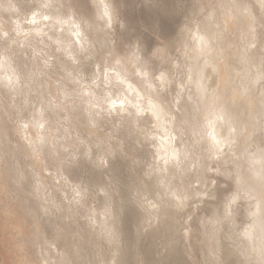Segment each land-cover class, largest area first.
Here are the masks:
<instances>
[{"label": "rangeland", "instance_id": "374dc122", "mask_svg": "<svg viewBox=\"0 0 264 264\" xmlns=\"http://www.w3.org/2000/svg\"><path fill=\"white\" fill-rule=\"evenodd\" d=\"M231 1L104 0L111 5L109 27L102 17L101 0H0V264H264V231L256 227L248 244L243 236L256 219L251 211L258 195L248 189L250 185L257 191L262 187L261 171L243 158L244 168L236 171L238 159L232 163L226 149L217 153L208 150L199 132H192L206 122L195 90L194 32L203 25L206 29L217 27L216 36L220 32L223 37L214 41L219 45L213 47V52L219 50L218 59L232 51L230 46L242 44L240 29L223 23L229 12L226 2ZM261 13L259 10L258 26L253 28L258 31L257 39L264 41ZM260 44H251V49H257L252 50L256 56L251 58L257 64L262 61L263 70ZM234 56L227 66L236 76L242 67ZM199 57V62L205 61L201 54ZM101 66L109 73L108 80L101 71L93 75ZM119 68L140 84V89L145 87L141 90L145 94H156L162 100L168 107L167 118L159 122L150 112L138 118L131 107L128 112H108V97L123 99L128 93L126 98L133 100L132 104L140 99L139 104L148 107L150 95L144 98L132 93L117 77ZM162 74L166 85L157 88ZM248 74L237 79L238 89L249 84L253 71ZM4 75L11 77L5 79L11 87ZM207 81L210 90L206 88L205 94L209 97L214 91L212 81ZM149 82L154 88H149ZM248 109L242 111L245 118L254 112V107ZM25 136L33 140L32 145ZM170 137H174L176 148L191 156L183 155L179 164L170 162L166 173L157 153ZM84 152H92L91 159ZM101 156L108 160L107 166L95 163ZM240 174L244 180L238 186L235 177ZM177 191L191 197L189 206L179 213L170 206L171 193ZM237 192L231 218L225 220V205ZM259 241L256 251L252 244Z\"/></svg>", "mask_w": 264, "mask_h": 264}, {"label": "bare ground", "instance_id": "6f19581e", "mask_svg": "<svg viewBox=\"0 0 264 264\" xmlns=\"http://www.w3.org/2000/svg\"><path fill=\"white\" fill-rule=\"evenodd\" d=\"M221 1V0H220ZM226 1V0H225ZM221 3V2H220ZM222 3L224 4V2H223V0H222ZM227 4V7H229V8H226V10H229V12H228V16H226L227 18V20H225L224 19V17H223V15H224V13L225 12H223V15H222V17H221V20L222 19H224V21H223V23L225 24L226 22H229V24L232 26H234V28L233 29H236V30H238L237 29V27L240 29V30H238V31H240L239 33H241V41H242V44H241V42H240V45L239 44H237L236 45V43H235V46H234V48L232 49V47L233 46H230V48H229V46L227 47V48H229L230 50H232L231 52H229V54H225L224 56H223V59H221V58H217V57H219V56H217V55H219L218 54V52H219V50L217 51V49H216V53H217V55H216V53L215 52H213V47H214V44H216V43H214V41H220V40H222L221 38H223V37H221V34L222 33H220V32H218L220 35H218V36H216L217 35V27L215 26V28L216 29H214V28H212V27H214V25L211 27V28H203V26H202V29H201V27H199L200 29L198 30V29H196L197 30V32H194L195 33V38H194V42H195V44L194 45H192L193 47L192 48H194V46H195V50H194V54L192 55V58H193V62L195 63V66H193V67H195L194 69H196V74H197V78L196 79H198V82H197V85H196V87L195 88H197V89H195V90H198L197 92H199V96H197V97H199V102L200 103H202L201 104V107H199V108H202V112L205 114H203L202 112H200L201 111V109H197L199 112L198 113H202L203 114V119H205V121L206 122H202V123H205V124H203V125H201V127H196V128H193V129H195V130H193L192 129V132H194V131H197V133L199 132V134H198V137L199 138H201V139H203L202 141H205V144H206V146H207V148H208V150H211L212 151V149H213V151L215 152V153H217V151L219 150V149H223V150H225V151H227V154H228V156H230V159L232 160V163L236 160V159H238L237 161H235L234 163L236 164V166H238V168H236L237 170L236 171H241L243 168H244V161H242L241 159L243 158V159H245V161H247V163L249 164V165H253V166H255L256 168H257V171H261V169H262V167H264V162H262V155H264V83L261 85L260 83H261V81L264 79V72H263V70H262V68H261V66H260V64H262L261 62L262 61H260V63L259 64H257V62H254L253 61V58H251L252 56H253V49H255V48H253V49H251L252 47H251V44L252 43H258V44H262V50L264 51V41H261L260 39L258 40L257 39V37H258V35H257V32L258 31H256V29L254 30V25H255V22L257 23V21H258V17H257V14H258V12H259V10H261V14H262V16H263V14H264V0H254V3H252V0H251V2L250 1H243V0H232L231 2H230V4H228V2H226ZM217 5H220V4H217ZM225 5V6H226ZM229 5V6H228ZM222 7L221 8H223V6L224 5H221ZM216 7V6H215ZM218 7H220V6H218ZM217 9V8H216ZM212 10V9H211ZM210 10V11H211ZM214 10V9H213ZM212 10V11H213ZM221 10V9H220ZM219 10V12H221V14H222V11H220ZM222 10H224V8L222 9ZM211 11V12H212ZM216 11H218V9L216 10ZM211 14H213V13H211ZM216 15H217V13H216ZM209 16V15H208ZM220 16V15H219ZM258 16H259V14H258ZM207 17V16H206ZM211 18V17H210ZM209 18V19H210ZM262 18V17H261ZM220 19V18H219ZM218 19V20H219ZM260 19V18H259ZM208 20V19H207ZM206 20V21H207ZM212 20V19H211ZM210 20V21H211ZM205 21V22H206ZM213 21H214V19H213ZM212 21V22H213ZM217 21V20H216ZM220 22V21H219ZM259 22H261V21H259ZM204 23V22H203ZM208 22H206V24H207ZM223 23L221 24V27H222V25H223ZM264 23V22H263ZM210 25L212 24V23H209ZM236 24H237V26H236ZM261 24V23H260ZM208 25V24H207ZM228 25V24H227ZM239 25V26H238ZM209 26V25H208ZM225 26L226 25H224V28H225ZM232 26V27H233ZM235 26H236V28H235ZM255 26H258L257 24L255 25ZM210 27V26H209ZM227 27H229V26H227ZM260 27V26H259ZM262 27V26H261ZM197 28V27H196ZM34 29V28H33ZM194 29V28H193ZM223 29V28H222ZM227 29H230V28H227ZM232 29V28H231ZM259 29V28H258ZM257 29V30H258ZM17 30V29H16ZM235 30V31H236ZM186 31V30H185ZM189 31V30H188ZM223 31H224V29H223ZM226 31V30H225ZM231 31V30H230ZM20 32V31H19ZM35 32H37V30L35 31ZM57 32V31H56ZM29 33V32H28ZM62 32H60L59 34H61ZM187 33H189V32H187ZM190 33H192V32H190ZM229 33V32H228ZM234 33V32H233ZM238 32H237V34H239ZM34 34V33H33ZM55 34V33H54ZM53 34V35H54ZM58 34V33H57ZM230 34V33H229ZM236 34V35H237ZM224 35V34H223ZM234 35V34H233ZM261 35V34H260ZM26 36H29L28 34H26ZM60 36V35H59ZM64 36V35H63ZM63 36H62V38H63ZM72 36V35H71ZM181 36H183V34L181 35ZM220 36V37H219ZM227 36V35H226ZM239 36V35H238ZM54 37V36H53ZM191 37V36H190ZM219 38V39H216L215 40V38ZM235 37V36H234ZM260 37H262V36H260ZM22 38V37H21ZM59 38V37H58ZM67 38H68V36H67ZM66 38V39H67ZM182 38H185V37H182ZM187 38V37H186ZM229 38V37H228ZM238 38V37H237ZM19 39V38H18ZM191 39H193L192 37L189 39L190 41H192ZM232 39V38H231ZM56 40V39H55ZM63 40V39H62ZM68 40H70V38L68 39ZM182 39H180V41H181ZM186 40V39H185ZM230 40V39H229ZM235 40V39H234ZM61 41V40H60ZM65 42L67 41V40H64ZM80 41V40H79ZM227 41V40H226ZM55 42H59L58 40L57 41H55ZM72 42V41H71ZM76 42V41H75ZM182 42V41H181ZM229 42V41H228ZM228 42H226V43H228ZM59 43H61V42H59ZM180 43V42H179ZM186 43V42H185ZM191 43V42H190ZM218 43V42H217ZM56 44H58V43H56ZM67 44H69V42L67 43ZM72 44V43H71ZM77 44V43H76ZM260 44V45H261ZM70 45V44H69ZM77 45H79V43L77 44ZM181 45V44H180ZM188 45V44H187ZM217 45L218 44H216V47H217ZM227 45H229V44H226V46ZM239 45V46H238ZM255 45V47H256V44H254ZM66 46V45H65ZM71 46V45H70ZM186 46V45H185ZM219 46V45H218ZM222 46V45H221ZM223 46H224V44H223ZM225 46V47H226ZM237 46V49L235 50V47ZM78 47V46H77ZM181 47V46H180ZM182 47H183V45H182ZM182 47H181V50H182ZM187 47H189V46H187ZM70 48H72V47H70ZM76 48V47H75ZM220 48V47H219ZM257 48V47H256ZM64 49H66L65 47H64ZM69 49V48H68ZM226 49V48H225ZM70 50V49H69ZM73 50V49H72ZM185 50V49H184ZM190 50V49H189ZM255 50H257V49H255ZM71 51V50H70ZM74 51V50H73ZM190 51H192V50H190ZM190 51H188V52H190ZM221 51V50H220ZM65 52V51H64ZM184 52V51H183ZM182 52V53H183ZM186 53H187V51H185ZM71 53H72V51H71ZM215 53V54H214ZM222 53V52H221ZM257 53V52H256ZM263 53V52H262ZM262 53H260V54H262ZM73 54V53H72ZM189 54V53H188ZM201 54V57L203 56V58L202 59H205V61L203 62V61H200V62H203L202 64L199 62V55ZM5 55V54H4ZM68 55H70V54H68ZM185 55H187V54H185ZM185 55H184V57H185ZM234 56L235 58H236V60H237V62H238V65H240L242 68H240V75H237L236 74V76H234L233 75V73L232 72H230V69L228 68V66H227V64H229L228 63V60H229V58H230V56ZM258 55V54H257ZM264 55V54H263ZM3 56V55H2ZM183 56V55H182ZM199 58H198V57ZM254 56H256V55H254ZM253 56V57H254ZM262 56V55H261ZM260 56V57H261ZM189 57H191V56H189ZM221 57V56H220ZM259 57V58H260ZM264 57V56H263ZM5 58V57H4ZM188 58V57H187ZM191 58V59H192ZM256 58H258V56L256 57ZM74 59V58H73ZM189 59V58H188ZM199 59V60H198ZM231 59V58H230ZM233 59V58H232ZM197 60H198V62H197ZM257 60V59H256ZM263 60V59H262ZM189 61V60H188ZM259 61V60H258ZM233 62V61H232ZM6 63V62H5ZM196 64H197V67H196ZM233 64V63H232ZM6 65V64H5ZM237 65V64H236ZM252 65H254V70H252V68H253V66ZM233 66V65H232ZM4 67V66H3ZM125 67V66H124ZM239 67V66H238ZM5 68V67H4ZM7 68V67H6ZM233 68V67H232ZM10 69V68H9ZM127 70V72H128V69H126ZM233 70V69H232ZM239 70V69H238ZM7 71H8V69H7ZM113 71V70H112ZM117 71V77L119 78V79H121L123 82H124V84H126L128 87H129V90L130 91H134V92H132V93H136L139 97H144L145 98V96H143V95H150V96H148V107H149V101H151L152 102V104H154V105H156L157 106V108L159 109V112H158V115H159V119H157L156 118V116H153L152 114H151V112L149 113V114H151L154 118H156L159 122L161 121V120H163L166 116H168V115H166L167 114V110L166 109H168V107L166 108V106H164L163 104H162V100H160V99H158V97H157V95L156 94H154V92L155 91H153V94L154 95H152L151 93H149L148 92V94H145L143 91V89L145 88V87H143V89H140V84H136V83H134V81H132V79H130L129 78V76L126 74V73H123V70H121L120 68L119 69H117L116 70ZM125 71V70H124ZM234 71H236V70H234ZM233 71V72H234ZM251 71V73H252V71H253V77L251 78V81L249 82V84L248 85H246V84H244L243 85V87L242 86H240V88H243V90H240V89H238V85H237V83L238 82H240V81H238L237 82V79H243V78H247V74H248V72H250ZM6 72V71H5ZM12 72V71H11ZM243 72V73H242ZM245 72V73H244ZM131 73V72H130ZM236 73V72H235ZM239 73V72H238ZM247 73V74H246ZM6 74V73H5ZM14 74V73H13ZM109 74V73H108ZM111 74V73H110ZM164 74V73H163ZM249 75V74H248ZM1 76V75H0ZM14 76V75H13ZM17 76V75H16ZM15 76V77H16ZM111 76V75H110ZM115 76V75H114ZM113 76V77H114ZM164 76H165V74H164ZM163 76V77H164ZM167 76V75H166ZM169 76V75H168ZM246 76V77H245ZM3 77V79L5 80V79H8L9 77H8V75H4V76H2ZM116 77V78H117ZM11 78V77H10ZM17 78H18V76H17ZM169 77H167V79H168ZM194 78V79H195ZM13 80H14V78H12ZM16 79V78H15ZM146 80H147V78H145ZM195 79V80H196ZM210 79V81H212V83L210 84V86H212V90L214 91L213 93L211 92L209 95V97H207L206 96V94H205V90H207V89H209V88H207V85H209V82L207 81V80H209ZM240 79V80H241ZM9 80V79H8ZM8 80H5L6 82V84H7V81ZM11 80V79H10ZM9 80V81H10ZM146 80H144V81H146ZM165 80V79H164ZM246 80V79H245ZM244 80V81H245ZM16 80H14V82H15ZM137 81V80H136ZM149 81V80H148ZM169 81V80H168ZM247 81H249V80H246V82ZM264 81V80H263ZM138 82V81H137ZM142 82V81H141ZM152 82V81H151ZM167 82V81H166ZM208 82V83H207ZM9 83V82H8ZM13 83V82H12ZM109 83V82H108ZM143 83V82H142ZM141 83V84H142ZM147 84H148V82H146ZM150 83V82H149ZM245 83V82H244ZM5 84V86L7 87V85H10L11 84V82H10V84H7L6 85ZM121 84H123V83H121ZM153 84V83H152ZM207 84V85H206ZM239 84H242V83H239ZM4 85V84H3ZM143 86H144V83L142 84ZM146 85V84H145ZM154 85V84H153ZM166 85V84H165ZM214 85H215V87H214ZM245 85H246V87H247V89L245 88ZM12 85H10L9 87H11ZM123 87V86H122ZM142 87V86H141ZM153 87V86H152ZM151 87V88H152ZM147 88H148V86H147ZM154 88V87H153ZM207 88V89H206ZM257 88H259L258 90V93L256 94L255 93V90L257 89ZM13 89V88H12ZM124 89V88H123ZM11 90V89H10ZM88 90V89H87ZM128 90V91H129ZM141 90H143V91H141ZM151 90V89H150ZM155 90V89H154ZM194 90V91H195ZM210 90V89H209ZM90 90H88V93L90 94V92H92V91H90ZM122 91H124V90H122ZM126 91V90H125ZM148 91V90H147ZM147 91H146V93H147ZM244 91H246V93L245 94H243V92ZM142 92H143V94H142ZM210 92V91H209ZM257 92V91H256ZM125 93H128V92H125ZM125 93H124V96H125ZM132 93L130 94V95H132ZM207 93V92H206ZM92 95V93L90 94V96ZM122 95V94H121ZM128 95H129V93H128ZM128 95L126 96V97H128ZM84 96H86V95H84ZM88 96V95H87ZM93 96V95H92ZM123 96V95H122ZM117 97V96H116ZM133 97V96H132ZM85 98V97H84ZM91 98V97H90ZM108 98H110V97H108ZM125 98V97H124ZM134 98V97H133ZM86 99V98H85ZM89 99V98H88ZM114 99V98H113ZM132 99V98H131ZM135 99V98H134ZM142 100H144V99H142ZM74 101V100H73ZM90 102H91V100H89ZM107 101H108V99H107ZM133 101V100H132ZM131 101V102H132ZM139 102H141V100L139 99ZM138 102V103H139ZM144 101H142V103H143ZM95 103V102H94ZM134 103H135V100H134ZM87 104V103H86ZM92 104V103H91ZM146 104V103H145ZM238 104L240 105V107L238 108ZM143 105V104H142ZM87 106V105H86ZM144 106V105H143ZM142 106V107H143ZM147 106V105H146ZM50 107V106H49ZM90 107V106H89ZM91 107H93V106H91ZM90 107V108H91ZM147 107V108H148ZM198 107H196V108H198ZM247 107V109L248 108H250V107H254V112L253 113H250V111L247 113V114H249V116H247V118H245L244 117V114H243V109L244 108H246ZM166 108V109H165ZM88 109V108H87ZM131 109V108H130ZM134 109V108H133ZM89 110V109H88ZM132 110V109H131ZM135 110V109H134ZM249 110V109H248ZM247 110V111H248ZM251 110V109H250ZM130 111V110H129ZM170 111V110H169ZM191 111V110H190ZM192 112V111H191ZM87 113V112H86ZM131 113H132V111H131ZM131 113H128V114H130L131 115ZM170 113H172L171 111H170ZM198 113L196 114V115H198ZM135 114V113H134ZM146 114H148V113H146ZM169 114V113H168ZM173 114V113H172ZM38 115V114H37ZM151 115H149V116H151ZM174 115V114H173ZM219 115H223L224 116V119L223 120H218L217 119V116H219ZM170 116H172V115H170ZM246 116V115H245ZM39 117V116H38ZM123 117H125V116H123ZM133 117L134 116H132V119H133ZM174 117H175V115H174ZM202 117V116H201ZM135 118V117H134ZM167 118V117H166ZM173 118V117H172ZM193 118H195V117H193ZM198 118V117H197ZM196 118V119H197ZM38 119H42V118H38ZM37 119V120H38ZM137 119V118H136ZM153 119V118H152ZM171 119V118H170ZM196 119H194L195 121H196ZM174 120V119H173ZM155 121V120H154ZM167 121V120H166ZM170 121V120H169ZM187 121V120H186ZM193 121V120H192ZM209 121H212L213 122V124H212V126H209ZM262 121V122H261ZM45 122V121H44ZM163 122V121H162ZM173 122V121H172ZM39 123V122H38ZM42 123V122H41ZM134 123H136V122H134ZM164 123H166V125H167V122H164ZM176 123V122H175ZM174 123V125H176ZM179 123V122H178ZM177 123V124H178ZM193 123V122H192ZM40 124V123H39ZM43 124V123H42ZM50 124V123H49ZM155 125L157 124V123H154ZM45 125H47V124H45ZM160 125V124H159ZM164 125V124H163ZM162 125V128H164V126ZM169 125H170V123H169ZM169 125H167V126H169ZM173 125V124H172ZM171 125V126H172ZM173 125V126H174ZM179 125H180V123H179ZM185 125V124H184ZM36 126V125H35ZM44 126V125H43ZM157 126V125H156ZM191 127L190 128H192V124L190 125ZM32 127V126H31ZM176 126H174V128H175ZM179 127V126H178ZM189 127V126H188ZM193 127H194V125H193ZM44 128V127H43ZM159 128H161L160 126H159ZM173 128V127H172ZM19 129V128H18ZM17 129V130H18ZM42 129V128H41ZM47 129H49L48 128V126H47ZM51 129V128H50ZM166 129V128H165ZM170 129V128H169ZM169 129H167V130H169ZM177 129V128H176ZM179 129H180V127H179ZM181 129H182V127H181ZM180 129V130H181ZM22 130V129H21ZM35 130V129H34ZM42 130H44V129H42ZM175 130V129H174ZM179 130V131H180ZM186 130H188L187 128H186ZM191 130V129H190ZM38 131H40V130H38ZM162 131H164V130H162ZM171 131V130H170ZM169 131V132H170ZM212 131H214V134H215V136H216V138L218 139V140H220L221 141V143L217 146V145H213V143H212V141L210 140V138H209V136H208V133L209 132H212ZM37 132V131H36ZM49 132H50V130H49ZM52 132V131H51ZM50 132V133H51ZM190 132V131H189ZM15 133H17V131L15 132ZM21 133H24V131L23 132H21ZM162 133H164V132H162ZM167 133V132H166ZM166 133H165V136H166ZM171 133V132H170ZM173 133V132H172ZM196 133V132H195ZM195 133L193 134V136L195 135ZM29 134V133H28ZM32 134H33V132H32ZM46 134V133H45ZM151 134V133H150ZM160 134V133H159ZM158 134V135H159ZM21 135V134H20ZM42 135H43V133H42ZM52 135V134H51ZM155 135V134H154ZM177 134L174 132V136H176ZM190 135H192V134H190ZM29 136V135H28ZM37 136V135H36ZM48 136V135H47ZM164 136V137H165ZM196 136H197V134H196ZM18 137H19V135H18ZM26 137V136H25ZM150 137V136H149ZM161 137H162V135H161ZM22 138V137H21ZM30 138V137H29ZM29 138H27L26 137V139H27V141H28V139ZM39 138V137H38ZM37 138V139H38ZM48 138V137H47ZM174 137H170V138H168V139H165L164 140V144L162 143V144H160L161 146H162V148H163V151L160 149V147H158V149H160L161 151H158L157 149V151H158V157H162L163 155V153H166L167 152V154L169 155V156H171L172 155V153H173V151L175 150L177 153H178V156H177V159L176 160H172L171 161V163H173V162H175L176 161V163L177 164H179V161L181 162L182 161V159L184 158V156L185 155H190L191 156V154L190 153H186L185 152V150H184V152H185V154H184V152H183V149L182 150H180L179 148H176L175 147V142H174V140L175 139H173ZM36 139V140H37ZM50 139H52L51 137H50ZM154 139V138H153ZM163 139V138H162ZM196 139V138H195ZM25 140V139H24ZM40 140H41V142H42V139H41V136H40ZM156 140H158V138L156 139ZM155 140V141H156ZM197 140V139H196ZM21 141V140H20ZM33 142V140H30L29 139V142ZM53 140H51V142H52ZM31 142H30V145H32L31 144ZM49 142H50V140H49ZM195 142V141H194ZM196 142H198V140L196 141ZM200 142V141H199ZM25 143V142H24ZM36 143H38V142H36ZM160 143V142H159ZM174 143V144H173ZM50 144V143H49ZM23 145V144H22ZM21 145V146H22ZM29 145V146H30ZM25 146V145H24ZM34 146V145H33ZM32 146V147H33ZM22 148H25V147H23L22 146ZM34 148V147H33ZM45 148V147H44ZM156 147L154 146V149H155ZM201 148V147H200ZM252 148V149H251ZM30 149V148H29ZM34 149H37L36 148V146H35V148ZM33 149V150H34ZM205 149V148H204ZM251 149V150H250ZM26 150V149H25ZM28 150V149H27ZM186 150H187V147H186ZM37 151H38V149H37ZM50 151V150H49ZM224 151V152H225ZM24 152V151H23ZM35 152V151H34ZM42 152V153H41ZM40 153L41 154H43V150L41 151ZM46 152V151H45ZM51 152V151H50ZM56 152V151H55ZM155 152V151H154ZM205 152H206V150H205ZM220 152V151H219ZM33 153V152H32ZM222 153V152H221ZM24 154V153H23ZM33 154H35V153H33ZM38 154V153H37ZM50 154V153H49ZM206 154V153H205ZM220 154V153H219ZM28 155H30V154H28ZM32 155V154H31ZM30 155V156H31ZM47 155H48V153H47ZM51 155V154H50ZM165 155V154H164ZM184 155V156H183ZM218 155V154H217ZM226 155V154H225ZM44 156V155H43ZM154 156V155H153ZM212 156V155H211ZM28 157V156H27ZM36 157H37V155H36ZM155 158H156V156H154ZM216 157H218V158H220V155L219 156H216ZM32 158V157H31ZM38 158V157H37ZM154 158V159H155ZM188 158H191V157H188ZM212 158V157H211ZM215 158V157H214ZM213 158V159H214ZM36 159V158H35ZM157 159H159V158H157ZM33 160H34V158H33ZM159 160H162V159H159ZM155 161H156V159H155ZM34 162V161H33ZM40 162H41V160H40ZM157 162H159V161H157ZM157 162H155L154 164L155 165H157L158 163ZM230 162V161H229ZM157 163V164H156ZM161 163V165H163L162 164V161L160 162ZM176 163H175V165H176ZM34 164V163H33ZM174 164V163H173ZM38 164H37V162H36V166H37ZM43 165V164H42ZM160 165V164H159ZM170 165V164H169ZM224 165V164H223ZM168 166V165H167ZM166 165H164V169L166 170V173H167V171H169L168 170V167H167ZM178 166V165H177ZM233 166H235L234 164H233ZM158 166H156V168H157ZM155 167L153 168L155 171L158 169H156ZM160 168V167H159ZM162 168V167H161ZM160 168V169H161ZM31 169V168H30ZM233 169V168H232ZM152 170V169H151ZM158 171H160L159 169H158ZM163 171V170H162ZM162 171L161 172H158L160 175H161V177H163L162 176ZM157 172V171H156ZM165 172V171H164ZM154 173V172H153ZM158 173H156V175L158 174ZM165 173V175H167ZM169 173V172H168ZM9 174H12V173H10L9 172ZM14 174H16V173H14ZM13 174V175H14ZM163 175H164V173H163ZM161 177H158V178H160L161 179ZM170 178L168 175L166 176V178ZM236 178V181L238 180L239 181V185L238 186H240V185H242V182H240L241 180L243 181L244 180V176L242 175V174H240V175H238V176H236L235 177ZM160 179H158V181L159 182H161V180ZM158 182V183H159ZM163 183H164V181H163ZM162 183V186H165L166 184H167V182H165L166 184L164 185ZM238 184V183H237ZM160 185V184H159ZM168 185H166V187H164V188H168L167 187ZM171 187V186H170ZM166 191V190H165ZM167 191H168V189H167ZM248 191H251V193H252V195H254V192H255V195H256V193H257V200H256V204H255V210H253V211H251V216L253 217V213H255L256 215H255V217H256V219L255 220H253V224H251L252 226H249V227H247V229L243 232V236L245 237V240H247V244L253 239V237H254V234L257 232L256 231V227H257V229L258 230H260L261 229V232H263L264 231V227H262V221H264V188H262V187H260V188H258V191H257V187L255 186V187H253V186H251L250 185V187H249V189H248ZM160 196V195H159ZM158 199H160V198H158ZM162 200V199H161ZM172 200V199H171ZM169 202V201H168ZM148 205V204H147ZM172 213V212H171ZM173 216V215H172ZM153 218H155V217H153ZM6 222L8 221V220H5ZM15 221H16V219H15ZM3 222V221H2ZM9 222V221H8ZM18 222V221H17ZM20 222H21V220H20ZM4 223V222H3ZM22 223V222H21ZM5 225H6V223H5ZM16 225H17V223H16ZM16 225H14V226H16ZM19 225H21V224H19ZM254 225V226H253ZM1 226H3V224L1 225ZM22 226V225H21ZM3 227H5V226H3ZM3 227H1V228H3ZM7 227H8V225H7ZM6 227V228H7ZM14 229V228H13ZM22 229V228H21ZM27 229V228H26ZM3 229H1V232L3 233V231H2ZM4 231H5V229H4ZM23 231V230H22ZM6 232V231H5ZM4 232V233H5ZM247 232V234H245ZM3 233V234H4ZM24 233V232H23ZM26 233V232H25ZM214 233V232H213ZM5 236V235H4ZM4 236H3V238H4ZM20 239V238H19ZM1 241H2V238L0 239ZM5 241V240H4ZM4 241H3V244H4ZM6 242V241H5ZM22 242V241H21ZM1 243V242H0ZM259 243H260V241L257 243V244H255V243H253L252 244V248L253 249H255L256 251L257 250H259L260 249V246H259ZM16 245V244H15ZM1 246V245H0ZM23 246V245H22ZM215 247V246H214ZM6 248V247H5ZM3 250V249H2ZM252 250V249H251ZM0 251H1V249H0ZM49 252V251H48ZM51 253V252H50ZM49 253V254H50ZM48 255V254H47ZM50 258V257H49ZM26 261V260H25ZM244 261V260H243ZM18 264V263H17ZM26 264V263H25ZM49 264V263H48Z\"/></svg>", "mask_w": 264, "mask_h": 264}, {"label": "snow or ice", "instance_id": "6c2138e0", "mask_svg": "<svg viewBox=\"0 0 264 264\" xmlns=\"http://www.w3.org/2000/svg\"><path fill=\"white\" fill-rule=\"evenodd\" d=\"M101 5L103 8L102 17L106 19L108 26L111 27L112 20H113L112 11L110 10L111 5L104 3V0H101ZM45 6L47 7V5H45ZM43 18L45 20L49 19L48 16H44ZM33 23H35V20H33ZM121 27H122V25H121ZM76 35L79 36L80 34L77 32ZM79 42H80L79 40L76 41V43H79ZM95 71H101L103 73L104 79L105 80L109 79L108 72L102 66L93 70V75H95ZM163 84H165V80H164V77L162 74L160 77V84L157 85V88H159ZM151 87H152V84L150 83L149 88H151ZM130 107L135 109L138 118L140 116H142L145 112H151V114L153 116H156V118L159 119V115H158L159 109L157 108L156 105L152 104L151 101H149V107L147 109H145L139 103L132 104V102L130 100H128L126 97L123 99H121L119 97H117L116 99L108 98L107 110L109 113L128 112ZM177 119L182 120V118L179 116L177 117ZM217 119L223 120L224 116L219 115V116H217ZM212 124H213V122L209 121V126H212ZM208 136H209L210 140L212 141L213 145L218 146L221 143V141L216 138L214 131L209 132ZM106 154L111 155V153H106ZM83 155L85 157L91 159L92 152H91V154L89 152H84ZM77 156H79V153L77 154ZM177 156H178V153L174 150L171 156H169L166 152L164 156L160 157V159H162L164 164L167 166L172 160H176ZM262 162H264V155H262ZM95 163L97 164V166L104 167V166H107L108 160L104 159V157L101 156V157H99V159H96ZM258 176H259V179L261 181L262 188H264V167H262L261 172L258 174ZM77 194L79 195V193H77ZM171 196H172V200H171L170 206L172 208H174L177 213L182 212L185 209V207L189 206V202L191 200V197L186 192H181V191L173 192V193H171ZM238 198H239V192H237L235 195H233L231 197V200L225 205V212H224V219L225 220H228L231 218V211H230L231 205ZM252 215L255 216L256 214L253 213ZM213 219H218V218H213ZM262 227H264V221H262ZM245 234H247V232Z\"/></svg>", "mask_w": 264, "mask_h": 264}]
</instances>
